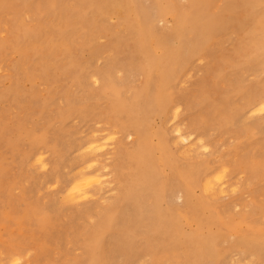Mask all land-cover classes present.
<instances>
[{"label":"rangeland","instance_id":"obj_1","mask_svg":"<svg viewBox=\"0 0 264 264\" xmlns=\"http://www.w3.org/2000/svg\"><path fill=\"white\" fill-rule=\"evenodd\" d=\"M201 1L205 19L222 18L188 49L174 18L192 0H136L132 14L0 0V264H191L206 235L229 264H264V105L249 111L264 93V0ZM166 52L175 58L152 67ZM159 97L178 102L175 115ZM169 116L210 152L184 157ZM95 138L101 150L80 149ZM83 158L98 160L100 184L79 180L96 191L75 200ZM215 163L235 191L212 199L194 185L192 214L187 183Z\"/></svg>","mask_w":264,"mask_h":264},{"label":"bare ground","instance_id":"obj_2","mask_svg":"<svg viewBox=\"0 0 264 264\" xmlns=\"http://www.w3.org/2000/svg\"><path fill=\"white\" fill-rule=\"evenodd\" d=\"M117 0H84L85 3H89V6L91 9H97L98 12L101 14H107L113 7L117 9L119 12H126V13H135L139 9V6L136 2V0H123V3L121 1L116 2ZM242 6L241 3H235L233 5V8L228 9V14L234 15L235 10L237 8H240ZM111 7V8H110ZM208 7V1H201V0H192V9L188 14L185 15H175L174 22V35L179 39L183 35V33L188 32L190 34V39L188 40L190 44V48L192 46L195 48L197 45H202L205 41L209 39L212 33H215L218 31L217 27L219 22L221 21L222 16L218 15L215 17H211L209 19H205L207 17V14L205 12V9ZM235 9V10H234ZM164 14L170 13V11H163ZM255 16L252 15L251 20H253ZM208 20L207 23L202 22L203 24L198 25V22L200 20ZM192 21V23L190 22ZM259 22L264 23V13L259 17ZM148 24V23H147ZM145 36L150 34L149 30H144ZM150 39V38H149ZM152 39V37H151ZM167 56L166 59L161 57L152 58L151 65L152 67L160 66L165 60H171L174 59L175 56L172 55V52H166ZM176 54V53H175ZM167 66H163L161 70L159 71V78L160 80H168L170 78V73L167 72L168 68ZM175 69H172V72H174ZM148 81L150 78L147 76ZM251 106L249 111L256 112L260 108V106L264 105V93L257 94L254 99L251 102ZM157 107L159 113L165 114L164 116L173 113L175 115L177 108H178V102L172 101L171 99H163L162 97L158 98L157 101ZM165 118V117H164ZM170 116L165 118L164 128L169 130V133L172 134L173 139L176 140L180 144L181 153L184 157H197L199 154L202 153H209L210 149L209 147L201 144L199 138L192 134V131H185L182 130L180 123H170ZM193 136V137H192ZM196 139V141H193ZM98 139H92L91 141L87 142L86 145L81 148L87 149V152H95L99 150L100 145L97 144ZM200 143V144H199ZM156 148L164 154L166 151V148L162 145L161 139L158 138V144L156 145ZM102 148H100L101 150ZM97 159L92 158H83L80 166L79 171L76 173V175L73 178V181L71 182V196L72 199L75 200H88L92 197L94 191L89 186H83L77 183L79 180H84L85 178L90 177L94 182H97V186L100 184V176L101 174L98 173L99 168H97ZM43 167V166H42ZM197 169V168H196ZM196 175V179H190L188 181V190L184 193V198L186 199V202H190L191 198V190L195 186H197L201 192L212 199H217L220 197H223L228 191L234 192V189L230 188V185L226 183V181L223 180L225 173L222 169V165L220 163L212 164L210 167H207L206 169L203 168V166H198ZM93 177V178H92ZM81 183V182H80ZM91 183V182H90ZM89 183V184H90ZM230 188V189H229ZM197 207H199V203L197 200L188 203L187 210L188 212L194 214L197 211ZM178 216L174 215L171 217L173 221L178 220ZM171 229V228H169ZM193 237L192 234H188L186 238L191 239ZM200 254L195 258V261L191 264H198L202 262V260L205 257L212 256L214 257V260H211L210 262L206 264H229L230 260H232V256L234 254L227 252H220L215 253L211 250V236L206 235L203 238L198 240L197 243ZM18 254H14V257H16ZM19 257V256H17ZM17 260H13L12 264H17Z\"/></svg>","mask_w":264,"mask_h":264}]
</instances>
